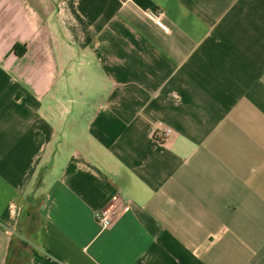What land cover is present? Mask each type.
<instances>
[{
    "label": "crops",
    "instance_id": "crops-1",
    "mask_svg": "<svg viewBox=\"0 0 264 264\" xmlns=\"http://www.w3.org/2000/svg\"><path fill=\"white\" fill-rule=\"evenodd\" d=\"M0 264H264V0H0Z\"/></svg>",
    "mask_w": 264,
    "mask_h": 264
},
{
    "label": "built area",
    "instance_id": "built-area-1",
    "mask_svg": "<svg viewBox=\"0 0 264 264\" xmlns=\"http://www.w3.org/2000/svg\"><path fill=\"white\" fill-rule=\"evenodd\" d=\"M149 16L156 22L157 25L160 26V28L164 32L170 31L169 26L163 21V13H161L159 11H153V12L149 13ZM172 132H173V130L171 128L166 127L160 123L156 126L155 136L160 141H165L172 135ZM118 213H120V212L118 211L117 206H114V205L109 206L108 208L102 210L97 215V222L103 228H110L115 223V219H116Z\"/></svg>",
    "mask_w": 264,
    "mask_h": 264
},
{
    "label": "trees",
    "instance_id": "trees-1",
    "mask_svg": "<svg viewBox=\"0 0 264 264\" xmlns=\"http://www.w3.org/2000/svg\"><path fill=\"white\" fill-rule=\"evenodd\" d=\"M18 48V47H17ZM17 48H15V49H17Z\"/></svg>",
    "mask_w": 264,
    "mask_h": 264
}]
</instances>
